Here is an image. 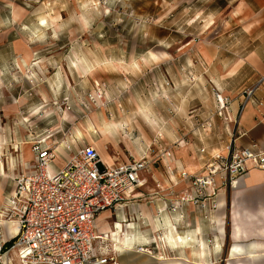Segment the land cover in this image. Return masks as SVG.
Wrapping results in <instances>:
<instances>
[{
  "label": "rangeland",
  "instance_id": "rangeland-1",
  "mask_svg": "<svg viewBox=\"0 0 264 264\" xmlns=\"http://www.w3.org/2000/svg\"><path fill=\"white\" fill-rule=\"evenodd\" d=\"M228 5L0 0V161L12 171L16 165L18 175L24 172L18 165L23 150L47 141L59 150L53 167L60 168L66 159L62 146L89 144L91 138L103 158L140 159L148 150L153 164L157 145L177 146L185 120L203 115L206 129H213V120L218 128L226 126L227 110H219L218 88L205 76L198 45L208 23ZM100 127L107 138L98 134ZM157 131L166 140L156 145Z\"/></svg>",
  "mask_w": 264,
  "mask_h": 264
},
{
  "label": "crops",
  "instance_id": "crops-1",
  "mask_svg": "<svg viewBox=\"0 0 264 264\" xmlns=\"http://www.w3.org/2000/svg\"><path fill=\"white\" fill-rule=\"evenodd\" d=\"M228 1L227 10L223 12L220 8L218 19L210 21L204 29L198 50L202 67L206 66L209 72L205 76L213 80L218 88L215 91L222 92L228 100L229 121L223 128H218L213 120V129H206L202 115L185 120L183 136L177 138L175 133L166 131L167 137L177 138L174 142L177 146L171 148L172 157L163 156L162 145L156 144L154 163L149 171L142 173L144 181L134 191L133 198L116 211H105L97 218L98 235L107 236L119 230L117 224H121L120 233L117 231L121 245L115 247L102 240L96 246L101 250L108 243L107 249L115 251L123 264H264V169L251 170L233 189L224 187L218 180L215 199L218 207L213 211L201 210L191 203L180 205L173 213L169 208L172 199L189 188V183L179 181L181 171L203 173L208 161L225 154L237 128L236 120L242 133L236 134L235 145H256L264 149V81L255 90L253 99L243 107L245 91L264 77V0ZM165 94L167 92L164 97ZM203 110L205 105L200 109ZM152 112L154 115V108ZM154 125L158 127L156 122ZM186 137L198 141L199 145H187ZM89 139L91 143L80 146L69 141L60 150L66 159L84 145H92L101 151L99 144ZM159 140H166L163 133ZM29 145L30 150H23L21 161L18 160L24 172L34 161L32 143ZM68 146L72 148L68 149ZM168 148L166 145L165 149ZM202 149L205 152H201ZM149 154L148 150L143 151L142 156ZM102 159L108 167L128 161L115 162L107 156ZM8 165L7 169L5 162L0 161V205L15 187L16 165L15 171ZM168 165L173 167V177L179 181L174 186L169 182ZM17 226L11 222L3 226L7 239H13ZM160 235L164 236V241L159 240ZM127 239L132 245H127ZM141 245L149 246L152 255L139 253L136 248ZM11 256L9 260H3L7 264L16 263V256Z\"/></svg>",
  "mask_w": 264,
  "mask_h": 264
},
{
  "label": "built area",
  "instance_id": "built-area-1",
  "mask_svg": "<svg viewBox=\"0 0 264 264\" xmlns=\"http://www.w3.org/2000/svg\"><path fill=\"white\" fill-rule=\"evenodd\" d=\"M263 81L264 77L245 91L243 107ZM216 100L220 111L228 109V100L220 91ZM236 121L237 128L225 154L208 161L203 173L181 171L179 181L189 183V188L172 199V213L188 203L213 211L218 207V180L233 189L251 170L264 169V149L235 145L236 134L242 133ZM31 151V168L15 175L14 191L0 205V264H7L3 259L9 260L13 254L21 264H123L115 251L97 249V242L103 239L97 234L96 220L105 211H116L133 198L144 181L142 173L151 168L148 156L108 167L94 146L84 145L62 167L54 168L59 150L53 144L36 141ZM160 151L163 156L172 157L171 148ZM167 170L171 186L178 184L173 167L168 165ZM12 221L17 222L18 231L13 239H7L3 226ZM136 250L153 253L147 245Z\"/></svg>",
  "mask_w": 264,
  "mask_h": 264
},
{
  "label": "bare ground",
  "instance_id": "bare-ground-1",
  "mask_svg": "<svg viewBox=\"0 0 264 264\" xmlns=\"http://www.w3.org/2000/svg\"><path fill=\"white\" fill-rule=\"evenodd\" d=\"M101 92V91H100ZM99 96L100 97H102V94L101 93H99ZM97 132H98V134L100 135V136H102V137H105L106 135H108V132L106 131V129L105 128H101L100 127V129H99V131L97 130ZM11 223H16V225H17V222L16 221H12ZM117 227H119L120 229L119 230H117V231H119V233H120V230L122 229L121 228V224L120 223H118L117 224ZM114 228V227H113ZM17 231H18V227H17ZM117 231H113L111 234H109V235H107V236H104V235H101V239H103V243H104V240H107V241H109V242H111L115 247H118L119 245H121V244H119L120 242H121V238H120V236L119 235H117ZM17 233V232H16ZM125 235H126V233H125ZM164 236L163 235H160V237H159V240H161V241H164L165 240V238H163ZM128 240V239H127ZM131 240V239H130ZM160 244V243H159ZM127 245L129 246V245H132V243H130V241L128 240L127 241ZM121 250V249H120Z\"/></svg>",
  "mask_w": 264,
  "mask_h": 264
}]
</instances>
